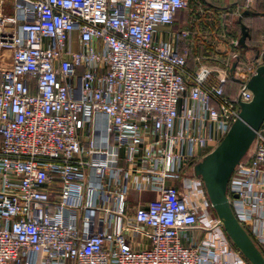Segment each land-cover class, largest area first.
I'll use <instances>...</instances> for the list:
<instances>
[{"label":"built area","instance_id":"obj_1","mask_svg":"<svg viewBox=\"0 0 264 264\" xmlns=\"http://www.w3.org/2000/svg\"><path fill=\"white\" fill-rule=\"evenodd\" d=\"M194 1L0 0V264H249L195 166L264 63L232 38L230 62L191 68L179 35L157 41L180 11L212 29ZM227 197L264 255V124Z\"/></svg>","mask_w":264,"mask_h":264},{"label":"water","instance_id":"obj_2","mask_svg":"<svg viewBox=\"0 0 264 264\" xmlns=\"http://www.w3.org/2000/svg\"><path fill=\"white\" fill-rule=\"evenodd\" d=\"M246 16H260V14L248 10L239 18L240 56L254 51L255 60L262 58L264 63V52L261 48L253 49L248 44L251 33L243 23V18ZM237 64L238 61L233 62L230 68V77L234 81H236L234 74ZM247 89L254 94L253 101L241 104L239 118L233 123L219 146L195 166V174L203 180L209 201L231 243L249 264H264L263 253L240 225L227 197L228 184L235 168L251 150L257 133L264 124V64L258 68L256 75L247 84Z\"/></svg>","mask_w":264,"mask_h":264},{"label":"crops","instance_id":"obj_3","mask_svg":"<svg viewBox=\"0 0 264 264\" xmlns=\"http://www.w3.org/2000/svg\"><path fill=\"white\" fill-rule=\"evenodd\" d=\"M203 3L217 10V46L214 50L209 49L212 46V38L206 24L199 19L193 21L190 11H180L172 27H161L156 35V40L171 41L175 35H179V47L182 48L183 53L188 50V47L193 51L192 56L188 53L189 63H191V59L194 56V66L206 65L221 68L231 61L232 53L235 50L231 46L230 40L232 38H240L237 30V22L240 18L238 12L241 11L243 14L248 10L257 11L259 5L264 3V0H253L248 9L246 0H203ZM200 6L197 5L196 8L200 9ZM245 21L253 35V44L251 46L253 49L257 47L263 49L264 17H248ZM185 30L191 33L187 38L180 35ZM253 52L250 51L248 55L252 56ZM211 62H217V65H209ZM132 212L134 211L132 210ZM181 239L185 245L193 246L201 241L202 234L198 231L181 233ZM143 243L145 245L148 244L146 241H143Z\"/></svg>","mask_w":264,"mask_h":264},{"label":"rangeland","instance_id":"obj_4","mask_svg":"<svg viewBox=\"0 0 264 264\" xmlns=\"http://www.w3.org/2000/svg\"><path fill=\"white\" fill-rule=\"evenodd\" d=\"M202 5H203V8H202V12H201L199 9L196 8L197 4L194 1V3H193V6H194L193 9L195 8L194 13H196V15H199V16H204V19L207 21L209 19H211L212 21L214 20L212 29L209 30V33H211V38H212V40H211L212 46L209 49L214 50L215 47L217 46V10L212 8L211 6H208L207 4L202 3ZM3 13H4V15H8L11 17L15 15L10 0H8V2H6L4 4ZM238 51H239V53L241 52V50H239V49H238ZM10 61H11L10 53L8 51H4V50L0 49V67H8V65L10 64ZM209 65H217V62H214V63L211 62V63H209ZM78 73H81V71H78ZM137 198H138V194L133 193V200L135 201Z\"/></svg>","mask_w":264,"mask_h":264},{"label":"trees","instance_id":"obj_5","mask_svg":"<svg viewBox=\"0 0 264 264\" xmlns=\"http://www.w3.org/2000/svg\"><path fill=\"white\" fill-rule=\"evenodd\" d=\"M251 11H252V10H251ZM253 12H254V13H257V14H260V16L264 15V3H263L262 5H259V8L257 9V11H253ZM260 16H246V17L243 18V23L246 25V21H245V20H246L248 17H260ZM238 21H239V20H238ZM247 27H248V26H247ZM248 28H249V27H248ZM237 30H238V35L240 36V35H241V26H240L239 22H237ZM249 30H250V33H251V39L248 41V44H249V46H250L251 48H253V47L251 46V44H253V43H252L253 35H252V31H251L250 28H249ZM186 40H187V39H186ZM179 48H180L179 50H180L181 54H184L183 51H182V48H181V47H179ZM186 52L190 53V55L192 56L193 51H191V48H190V47H188V50H187ZM194 59H195V57L193 56L192 59H191V63H189L190 66H191V68L194 67V64H193ZM233 82H234V80L231 79L230 83H233ZM233 247L236 249V247H235L234 245H233Z\"/></svg>","mask_w":264,"mask_h":264}]
</instances>
